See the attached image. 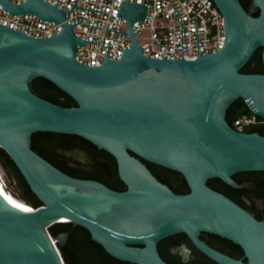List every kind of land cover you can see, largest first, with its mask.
I'll return each mask as SVG.
<instances>
[{
    "label": "water",
    "instance_id": "1",
    "mask_svg": "<svg viewBox=\"0 0 264 264\" xmlns=\"http://www.w3.org/2000/svg\"><path fill=\"white\" fill-rule=\"evenodd\" d=\"M45 0L12 3L0 0L11 14H32L61 24L50 37H33L0 23V147L6 151L41 202L21 204L1 191L0 264H65L58 248L67 232L53 237L48 228L71 222L115 259L130 264H168L157 248L162 239L185 234L192 245L218 264H264V220H258L221 192L209 187L219 178L239 188L237 172L264 171V134L237 131L226 110L240 98L264 117V73H242L257 48L264 64V0L250 15L239 0H213L223 16L224 46L199 55L198 22L194 59L154 58L132 31L133 21L145 20L147 5L121 0L116 16L127 20L130 45L119 59L100 65L76 60L78 38L66 12ZM43 77L69 95L76 106L64 107L34 94L30 82ZM80 136L111 154L126 189L70 176L31 148L34 132ZM183 175L189 191L175 193L141 161ZM67 219V221H62ZM205 232L238 245L233 258L200 239ZM188 250L183 248L185 256ZM245 258L246 261H243Z\"/></svg>",
    "mask_w": 264,
    "mask_h": 264
},
{
    "label": "trees",
    "instance_id": "2",
    "mask_svg": "<svg viewBox=\"0 0 264 264\" xmlns=\"http://www.w3.org/2000/svg\"><path fill=\"white\" fill-rule=\"evenodd\" d=\"M252 0H239L243 8L252 16L258 14ZM242 73H264V64L261 61V48H257L248 62L240 69ZM31 91L37 96L52 103L64 107L76 106L75 101L43 77H36L30 82ZM251 111L240 98L234 100L226 110V120L232 125L233 120L241 114H249ZM245 132L264 134V126H252L244 128ZM31 148L40 156L53 164L64 173L82 179L99 181L109 188L117 191L126 189L125 184L117 173L115 158L108 152L98 149L88 140L73 134L38 131L31 135ZM69 153V155H68ZM141 161L148 167L151 173L163 184L169 186L175 193H187L189 187L179 172L148 162ZM0 167L16 185L18 198L24 200L32 207H38L41 202L31 191L25 179L13 163L10 156L0 147ZM238 184H244L240 188H233L219 178H210L206 184L212 189L223 193L241 207L249 211L258 220H264V171H243L232 175ZM260 200V205L256 201ZM50 234L55 237L61 232H67V239L58 248L65 264H130L120 261L108 255L104 249L94 242L89 232L81 227L74 226L71 222H57L48 228ZM186 240L195 252L200 256L199 260L205 264H218L198 251L185 234H176ZM173 236L166 237L158 242V252L161 258L168 264H183L181 261L170 259V254L162 247V244ZM200 239L209 246L233 257L241 258L242 249L233 242L214 234L202 232ZM220 244L223 246L221 247ZM243 261H246L243 258Z\"/></svg>",
    "mask_w": 264,
    "mask_h": 264
},
{
    "label": "built area",
    "instance_id": "3",
    "mask_svg": "<svg viewBox=\"0 0 264 264\" xmlns=\"http://www.w3.org/2000/svg\"><path fill=\"white\" fill-rule=\"evenodd\" d=\"M20 3L24 0H10ZM55 4L57 0H45ZM147 5L145 20L133 21L132 31L143 48V54L154 58L181 57L180 19H182L183 57L194 59L196 53V23L198 22L199 55L216 52L224 46L223 16L213 0H128ZM74 0H59L58 8L66 11ZM121 0H76L77 6L104 11L105 13L75 7L66 12L70 24L76 22L101 26V28L76 24L72 26L76 37L96 41H85L84 47L77 46L76 60L86 65H100L109 40L107 57L119 59L122 49L129 47V37L119 31L127 30V20L116 16ZM0 23L33 37H50L61 31V24L43 21L32 14H11L2 9L0 3ZM142 35L143 41H140ZM237 131L246 127L264 126V117L254 113L237 116L231 125Z\"/></svg>",
    "mask_w": 264,
    "mask_h": 264
},
{
    "label": "flooded vegetation",
    "instance_id": "4",
    "mask_svg": "<svg viewBox=\"0 0 264 264\" xmlns=\"http://www.w3.org/2000/svg\"><path fill=\"white\" fill-rule=\"evenodd\" d=\"M241 185L243 186L244 184H241ZM260 203H261L260 200L256 201V204L260 205V207L262 208V204ZM222 245L220 244L221 247H223ZM162 247L166 249V251L170 254L169 256L170 259L181 261L183 264H205V263L200 262L199 260L200 256L195 252L194 248H192V246L186 240L178 237L176 234L170 240L164 242L162 244ZM183 248H186L188 250L185 256L181 254V250Z\"/></svg>",
    "mask_w": 264,
    "mask_h": 264
},
{
    "label": "rangeland",
    "instance_id": "5",
    "mask_svg": "<svg viewBox=\"0 0 264 264\" xmlns=\"http://www.w3.org/2000/svg\"><path fill=\"white\" fill-rule=\"evenodd\" d=\"M139 38H140V41L142 42L143 40V37L142 35H139ZM0 172H1V176L4 180V183L7 187V189L11 192V194H13L14 196H16L15 194L17 193V188H16V185H15V182L9 178L6 173L4 172V170L0 167Z\"/></svg>",
    "mask_w": 264,
    "mask_h": 264
},
{
    "label": "bare ground",
    "instance_id": "6",
    "mask_svg": "<svg viewBox=\"0 0 264 264\" xmlns=\"http://www.w3.org/2000/svg\"><path fill=\"white\" fill-rule=\"evenodd\" d=\"M0 185H1V191H3L5 194H7L11 199L21 203V204H25L24 201H22L20 198H18L17 196H14L13 194H11V192L7 189L4 180L1 176V172H0ZM62 221H67V219H63Z\"/></svg>",
    "mask_w": 264,
    "mask_h": 264
}]
</instances>
